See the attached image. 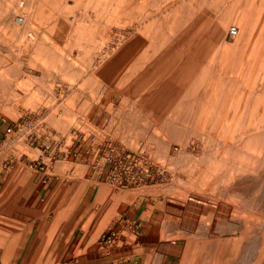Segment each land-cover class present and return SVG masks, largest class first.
<instances>
[{
  "label": "rangeland",
  "instance_id": "rangeland-1",
  "mask_svg": "<svg viewBox=\"0 0 264 264\" xmlns=\"http://www.w3.org/2000/svg\"><path fill=\"white\" fill-rule=\"evenodd\" d=\"M43 6L48 24L0 1V168L106 164L113 188L165 199L183 256L227 242L232 264H264V0Z\"/></svg>",
  "mask_w": 264,
  "mask_h": 264
},
{
  "label": "crops",
  "instance_id": "crops-1",
  "mask_svg": "<svg viewBox=\"0 0 264 264\" xmlns=\"http://www.w3.org/2000/svg\"><path fill=\"white\" fill-rule=\"evenodd\" d=\"M0 1L14 8L21 0ZM52 1L25 0L38 10L30 22L48 24L40 11ZM26 22L19 16L13 20ZM13 128L2 119L0 139L6 140ZM60 163H51L45 173L27 159L1 166L0 264H232L227 242H222L221 253L218 244L215 250L207 247L204 256L189 257L163 240L171 229L160 195L113 188L106 164L85 161L82 177L71 180ZM109 230L116 240L104 246L101 240Z\"/></svg>",
  "mask_w": 264,
  "mask_h": 264
},
{
  "label": "built area",
  "instance_id": "built-area-1",
  "mask_svg": "<svg viewBox=\"0 0 264 264\" xmlns=\"http://www.w3.org/2000/svg\"><path fill=\"white\" fill-rule=\"evenodd\" d=\"M228 33L230 37H234L237 35V30L234 27H232ZM115 240H116V233L112 230H109L108 233L102 238L101 242L104 246H110L115 242Z\"/></svg>",
  "mask_w": 264,
  "mask_h": 264
},
{
  "label": "bare ground",
  "instance_id": "bare-ground-1",
  "mask_svg": "<svg viewBox=\"0 0 264 264\" xmlns=\"http://www.w3.org/2000/svg\"><path fill=\"white\" fill-rule=\"evenodd\" d=\"M201 26H204L203 24H201ZM203 29V27H201ZM231 29V28H230ZM236 29V28H235ZM222 32V25L220 24H216L214 27H213V30H212V33H213V37H219L220 34ZM191 76H189V78H187L188 80H191L190 78ZM184 78H186V76H184Z\"/></svg>",
  "mask_w": 264,
  "mask_h": 264
}]
</instances>
